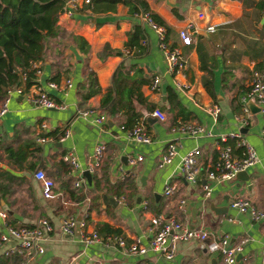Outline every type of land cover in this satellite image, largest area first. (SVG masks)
<instances>
[{"label": "crops", "instance_id": "0c3cea01", "mask_svg": "<svg viewBox=\"0 0 264 264\" xmlns=\"http://www.w3.org/2000/svg\"><path fill=\"white\" fill-rule=\"evenodd\" d=\"M128 1L132 2L116 0L114 8L105 12L81 9L70 19L59 13L55 24L58 37L47 39L43 59L36 62L38 72L33 83L62 108L35 107L21 95L9 97L7 111L0 118V211L5 223L31 226L44 218L52 225L41 242L43 253L28 264H223L218 253L206 250L204 241L179 242L173 258L167 260L152 251L136 255L112 244L84 245L77 232L65 235L59 230L60 218L69 214L77 221L85 220L86 228L100 235L107 228L119 232L127 243L136 239L146 245L152 233L151 213L172 216L216 237L227 236L231 244L244 240L233 264H264V222H253L246 213L229 206L235 198H246L264 211V140L259 136L264 119L247 94L251 71L264 69V0H142L149 12L163 20L167 44L184 59L183 66L172 72L166 68L156 32L136 14H129ZM138 23L143 28V49L138 54L127 49L129 55L123 56L126 33ZM186 25L193 29L189 45L178 37ZM210 25L214 30L207 31ZM72 35L86 42L85 53L77 49ZM154 74L159 76V84L151 92L147 83ZM88 76L95 79L99 90L80 103L79 86L86 85ZM64 79L70 84L63 90L47 86L49 81ZM116 81L119 89L141 82L139 91L144 100L133 102V106L152 135L148 144L128 140L122 114L109 116L100 108L101 96ZM242 97L253 104V109L246 104L244 126L233 119L240 112ZM213 105L219 109L216 117L205 111ZM147 107L158 108L165 120L148 115ZM85 108L102 110L109 121L97 127L92 116L76 115L77 109ZM40 122L46 124L41 134L49 140L38 144L34 135ZM182 122L198 125L201 132L193 136L174 129ZM67 124L69 136L57 140ZM231 133H239L253 148L256 162L244 174L209 182L205 171L216 155L215 142ZM169 141L175 142L176 154L170 163L158 167ZM98 142L104 145V155L93 172L100 179L96 190L93 173L86 167ZM230 144L233 154L239 156L233 141ZM191 149L197 150L195 159L201 168L195 183L187 182L178 170L179 158ZM66 151L77 160L72 172L61 160ZM135 154L142 159L131 167L127 157ZM36 170L52 181L51 197L42 195L41 184L33 176ZM84 170L90 174V184L82 175ZM126 172L128 175L122 176ZM78 175L82 184L75 187L73 181ZM167 182L175 187L172 195L164 198L162 188ZM204 182H209L208 198L203 197ZM71 191L82 199L71 197ZM102 194L114 201L103 202ZM179 200H184L182 207ZM10 244L0 242V256L6 257L3 264H13L17 258L8 251Z\"/></svg>", "mask_w": 264, "mask_h": 264}, {"label": "built area", "instance_id": "2783aa9c", "mask_svg": "<svg viewBox=\"0 0 264 264\" xmlns=\"http://www.w3.org/2000/svg\"><path fill=\"white\" fill-rule=\"evenodd\" d=\"M91 0H62L61 13L65 19H70L73 15L81 9H89ZM264 11V2L262 6ZM140 22L147 23L157 34L158 47L163 53L166 68L169 71L179 70L183 64L184 59L176 48L170 47L164 37L165 29L161 25L155 24L147 13L136 14ZM190 25H186L178 31L180 42L184 45L191 43ZM207 31L214 30L213 25L206 27ZM123 56L129 55L127 49L122 50ZM37 63L31 64V68H35L38 72ZM26 73L18 70L16 83L6 86L4 88L3 98L0 100V118L7 111V102L11 95L23 96L31 105L35 107L47 109H60L62 105L56 103L39 84L32 83L26 85ZM69 79H64L61 82L49 81L47 86L55 89L63 90L69 86ZM159 76L154 74L147 83V88L151 92L158 89ZM178 86V85H177ZM247 94L250 99L259 107V112L264 119V69H253L251 71ZM240 112L233 115V119L240 125L244 126L248 118V109L246 106V99H240ZM205 111L212 117H216L219 113L218 107L215 105L208 106ZM155 117L159 121L165 120V115L158 108H153L147 113ZM76 115L82 118L92 116L91 121L97 127L104 125L106 121L105 113L100 109L85 108L77 109ZM69 124L62 126V130L58 135L59 141L68 137L70 134ZM174 129L188 135H196L201 132V127L193 123H178L174 125ZM46 130V124L40 122L37 126V131L34 135L36 143L41 144L49 139L44 137L41 133ZM125 137L135 143L148 144L152 140V135L147 131L143 118H140L132 124L131 127L124 130ZM259 136L264 140V123L259 131ZM228 140H232L235 147L239 149V156L233 154V148ZM216 155L210 162L205 171V179L207 181L214 180H228L235 176L239 171L246 170L249 166L256 162V155L253 148L248 145L239 133H231L228 136H219L216 140ZM176 154L175 142L169 141L165 145V151L160 156L158 167L170 163ZM196 149H191L179 158L178 170L182 177L189 183H195L200 175L201 168L197 164L195 155ZM104 155V145L101 142L93 146L91 157L87 163V171L93 173L97 167L101 165ZM142 156L140 154L130 155L127 157V164L134 166L140 162ZM61 160L67 163L69 170L74 171L78 164L75 155L71 151H66L61 155ZM128 172L122 174L127 176ZM41 184L42 195L45 198L51 197L52 181L44 175L40 170H36L33 174ZM82 177H78L73 181L75 187H80L82 184ZM209 182H204L201 185L203 197L208 198L210 193ZM175 185L173 183H165L162 188L164 198H169L172 195ZM122 200V198H120ZM146 206V203H142ZM184 200L178 201V206L182 207ZM229 206L239 213H246L253 222H264V211L259 210L254 203L246 198H235ZM0 242L11 243L8 251L14 253L19 257V260L14 264H28L36 256L43 253L42 240L45 235L52 230V225L44 218H38L31 226H11L5 223V215L0 211ZM149 223L152 227V233L146 245H141L136 239L127 243L124 236L120 233H105L100 235L97 230H88L85 220H75L72 215H64L59 220V230L62 234L73 235L77 232L79 240L84 245L101 242L105 245L112 244L116 247H124L128 253L136 255H144L147 251H152L162 256L164 259L170 260L176 251L179 242L198 240L205 242V248L212 253H218L223 264H233L236 252L240 250L242 242L235 244L229 243L227 236L216 237L206 229L200 227H190L182 223L172 216H165L162 213H151L149 216ZM66 264H71L68 262Z\"/></svg>", "mask_w": 264, "mask_h": 264}, {"label": "trees", "instance_id": "16d2710c", "mask_svg": "<svg viewBox=\"0 0 264 264\" xmlns=\"http://www.w3.org/2000/svg\"><path fill=\"white\" fill-rule=\"evenodd\" d=\"M115 2L116 0H91L89 9L94 13L105 12L112 10ZM128 5L129 14L147 13L155 24L167 28L159 16L149 12L142 0L128 1ZM61 6L62 0H0V100L3 98L4 88L16 83L18 70L26 73V85L33 83L36 72L35 68H31V64L43 59L47 39L58 37L55 24ZM142 38V24H134L126 33V41L123 46L131 50L132 54H138L143 49L140 45ZM71 39L79 51L83 53L87 51V44L81 37L72 35ZM116 74L119 75L118 72ZM51 78L56 80V76ZM140 84L141 82H138L135 87L119 89L118 81H116L113 88L107 89L100 98L99 106L109 116L116 113L122 114L124 130L142 118L133 106V102L139 104L144 100L139 91ZM79 87L82 90L78 93L80 103H84L99 90L95 79L90 76L86 79V85L81 84ZM153 108L147 107V112ZM228 142L232 143V140H228ZM92 179L94 188L99 190L100 179L94 173ZM115 186L120 187L118 184ZM116 194L120 195L121 192H116ZM71 197L76 200L82 199L80 195L75 197L74 192L71 193ZM103 231L119 233L107 228ZM3 256H0V264H3L6 258ZM18 260L17 256L14 263Z\"/></svg>", "mask_w": 264, "mask_h": 264}, {"label": "water", "instance_id": "95a60500", "mask_svg": "<svg viewBox=\"0 0 264 264\" xmlns=\"http://www.w3.org/2000/svg\"><path fill=\"white\" fill-rule=\"evenodd\" d=\"M59 13H61V10H60ZM246 104H247V106H248L250 109H253V104H252L251 101H247ZM257 109H258V107H257ZM258 110H259V109H258ZM152 120L154 121L155 119L152 118ZM108 121H109V119L106 120V122H108ZM244 173H245L244 170H243V171H239V172H237V173L235 174V176H237V175H241V174H244ZM82 175L84 176V178H85V180H86V183H87V184H90V174H89L86 170H84V171L82 172ZM101 197H102L103 202L110 201V200H113V201H114V199H113L112 197L106 196V195H104V194H102ZM236 256H238V255H236Z\"/></svg>", "mask_w": 264, "mask_h": 264}, {"label": "rangeland", "instance_id": "374dc122", "mask_svg": "<svg viewBox=\"0 0 264 264\" xmlns=\"http://www.w3.org/2000/svg\"><path fill=\"white\" fill-rule=\"evenodd\" d=\"M263 6V5H262Z\"/></svg>", "mask_w": 264, "mask_h": 264}]
</instances>
